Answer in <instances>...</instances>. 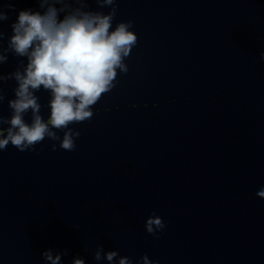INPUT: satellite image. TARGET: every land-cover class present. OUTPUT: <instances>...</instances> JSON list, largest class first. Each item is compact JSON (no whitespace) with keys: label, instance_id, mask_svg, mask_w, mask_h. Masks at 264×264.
<instances>
[{"label":"water","instance_id":"95a60500","mask_svg":"<svg viewBox=\"0 0 264 264\" xmlns=\"http://www.w3.org/2000/svg\"><path fill=\"white\" fill-rule=\"evenodd\" d=\"M114 6L113 29L131 21L137 44L93 117L70 125L75 150L46 138L0 151V264H50L47 250L60 264H109L95 261L98 246L118 252L111 264L145 254L156 264H264V0ZM77 7L111 10L68 0ZM24 9L41 10L0 0V51ZM4 54L0 75L23 71L24 58ZM0 87L9 118L16 82ZM36 95L46 120L51 95ZM153 212L165 223L156 235L145 229Z\"/></svg>","mask_w":264,"mask_h":264},{"label":"clouds","instance_id":"9594fccd","mask_svg":"<svg viewBox=\"0 0 264 264\" xmlns=\"http://www.w3.org/2000/svg\"><path fill=\"white\" fill-rule=\"evenodd\" d=\"M75 2L84 4L85 0ZM36 3L43 11L20 10L17 20L10 25L12 35L7 48L0 51V65L7 62L6 52L26 60L22 72L15 70L8 76L0 75V84L10 79L16 82L15 98L8 101L11 116L0 115V151L9 144L20 152L35 150V145L47 138L59 141L61 149L71 152L76 148L80 132L70 125L90 120L93 107L114 87L117 70L127 72L124 60L136 46L137 35L130 30L131 21L119 22L113 29L116 0H95L99 8L111 9L107 14L82 7L69 10L68 0H36ZM8 19L7 13L0 10V22ZM4 35L0 31V42ZM41 89L51 95L50 115L46 120L40 114L36 95ZM4 99L0 87V104ZM29 112L31 121L27 122L25 116ZM5 124L7 128L3 127ZM61 131L62 138L57 134ZM52 150H56V144ZM257 195L264 197V188ZM164 228L163 219L154 212L145 222L147 233L152 235ZM42 256L50 264L61 262V255L53 256L51 250ZM117 256V251L105 252L103 246H98L94 253L95 261L106 259L109 264ZM72 264H86V261L77 258ZM119 264H132V260L123 256ZM139 264L156 262L145 254Z\"/></svg>","mask_w":264,"mask_h":264}]
</instances>
